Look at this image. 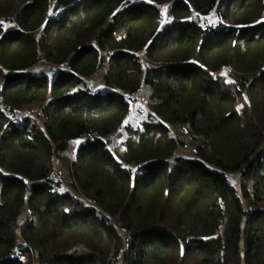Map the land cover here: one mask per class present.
Segmentation results:
<instances>
[{"label":"trees","instance_id":"1","mask_svg":"<svg viewBox=\"0 0 264 264\" xmlns=\"http://www.w3.org/2000/svg\"><path fill=\"white\" fill-rule=\"evenodd\" d=\"M0 21V264H264V0H0Z\"/></svg>","mask_w":264,"mask_h":264},{"label":"rangeland","instance_id":"2","mask_svg":"<svg viewBox=\"0 0 264 264\" xmlns=\"http://www.w3.org/2000/svg\"><path fill=\"white\" fill-rule=\"evenodd\" d=\"M54 69H55V66L53 64L46 62L43 59H41L37 64H35L34 66H32L30 68V70L32 72H37V73L38 72H46L49 74H51ZM104 69H105V64H103L96 71V73L93 76H91L87 79V83H88L89 87L96 89L102 84V74L104 72ZM143 87H145V89H147L146 86L143 85ZM38 111H39V108H38ZM148 115H149V111H147V113H144L142 115H137L132 119H126L122 126H120L115 132H113L111 135H109V137L107 138L108 147L112 150V152L117 157H119L120 154L122 153L123 140L126 138V136L128 134L127 128L125 126L129 125L131 127V129L138 128L142 121H145L149 118ZM170 132L174 136L178 137L179 142L182 143V144H180V146L178 148V149H180L179 152L183 153V154H189L188 151L190 150V148L194 147V145L190 142V139H188V137H186V135L183 131V127L182 126H171ZM77 142H72L68 151L66 152L67 157L73 156L75 148L77 146ZM59 168L63 173V178H62V182H61L62 187L66 188L68 183H67V177H65V175H66L65 165H62L60 163ZM228 179H229V182L239 192V173L238 172L229 173ZM25 214H26L25 209H23L22 213H21V215H20V217L16 223L17 230H19V226H20L21 221L24 218ZM116 264H122V263L117 262Z\"/></svg>","mask_w":264,"mask_h":264},{"label":"built area","instance_id":"3","mask_svg":"<svg viewBox=\"0 0 264 264\" xmlns=\"http://www.w3.org/2000/svg\"><path fill=\"white\" fill-rule=\"evenodd\" d=\"M161 13H162V23L163 25L168 23L170 21V16L168 14V9L163 7L161 9ZM209 15H212L213 14V10L212 11H209L208 13ZM193 16L190 15L188 16V19H192ZM211 18V17H209ZM213 25L214 26H218L219 25V21L217 19H214L213 20ZM206 28V24L205 23H202L201 25V29L204 30ZM97 88L93 90V92H96ZM126 98L128 100V104H129V111L127 113V119H132L134 118L135 116L137 115H142L144 114L147 109H148V105H149V102H150V94L148 92L147 89H145V87H143V85L134 93H128L126 94ZM38 108L36 106H33V107H26V108H22V109H19V110H16L14 113H11L9 114V117L10 119L13 121V122H16L17 120L23 118V117H37L38 116ZM86 138H92V135H88L86 136ZM179 148V147H178ZM180 150V149H178ZM189 154H193L196 152V149L195 147H192L190 148V150L188 151ZM60 159L58 157H55L54 158V168L50 171V173L47 175L46 179L50 182V183H53V184H56L58 183L59 181L62 180L63 178V173L62 171L60 170L59 168V165H60ZM131 172H133V169L131 170ZM24 182H27V179L24 178L23 179ZM25 216L24 218L22 219L21 221V224L27 219L30 217V210L28 208L25 209ZM20 224V226H21ZM20 226H19V229H20ZM26 248H29L27 243L25 241H21V243L15 247L14 251H13V256L15 258H17L18 260H24L26 258V255L25 253H23V250L26 249ZM30 249V248H29ZM120 254L118 255V260L117 262H120L119 259H120ZM116 262V263H117Z\"/></svg>","mask_w":264,"mask_h":264},{"label":"crops","instance_id":"4","mask_svg":"<svg viewBox=\"0 0 264 264\" xmlns=\"http://www.w3.org/2000/svg\"><path fill=\"white\" fill-rule=\"evenodd\" d=\"M103 85V79H102V84L100 85V86H102ZM77 141H79V140H76V141H74V142H77ZM78 143V142H77ZM76 149V148H75Z\"/></svg>","mask_w":264,"mask_h":264},{"label":"snow or ice","instance_id":"5","mask_svg":"<svg viewBox=\"0 0 264 264\" xmlns=\"http://www.w3.org/2000/svg\"><path fill=\"white\" fill-rule=\"evenodd\" d=\"M4 22L3 21H0V24H3Z\"/></svg>","mask_w":264,"mask_h":264}]
</instances>
